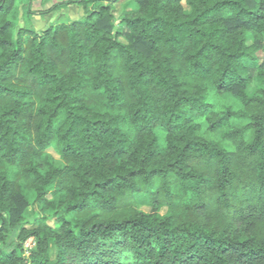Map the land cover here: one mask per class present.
Listing matches in <instances>:
<instances>
[{
  "label": "trees",
  "instance_id": "1",
  "mask_svg": "<svg viewBox=\"0 0 264 264\" xmlns=\"http://www.w3.org/2000/svg\"><path fill=\"white\" fill-rule=\"evenodd\" d=\"M78 1L36 32L0 0V264H264V0H132L120 27ZM32 198L52 223L20 227Z\"/></svg>",
  "mask_w": 264,
  "mask_h": 264
},
{
  "label": "rangeland",
  "instance_id": "2",
  "mask_svg": "<svg viewBox=\"0 0 264 264\" xmlns=\"http://www.w3.org/2000/svg\"><path fill=\"white\" fill-rule=\"evenodd\" d=\"M85 1V0H84ZM114 7V17L116 26L120 27L119 19L125 14L131 13L136 5L132 0H116L112 3ZM88 8L92 6V3H87ZM185 11H188V7L184 5ZM14 17L16 18V26L27 28L30 30H35L40 32L42 29L46 28L49 25H55L60 22H68L71 20L78 19L83 16L84 9L82 4L78 0H16L14 11ZM253 40L252 35L249 33L246 38L247 44H250ZM257 57L256 62H248L246 59L244 63L247 65V71L250 74L252 80L246 87V92L248 94H253L258 88V82L255 78L259 65L261 64L263 53L258 50L255 52ZM229 100L220 98V101ZM47 152L50 153L53 157L57 158V154L50 147L47 149ZM137 208L141 209L143 212H149L150 206L146 201V197H138ZM52 210L42 209V203L34 201L33 198L30 199V204L24 213V221L20 227L25 229H31L35 226V223L38 219L44 217L48 220V223H52L53 216ZM167 212V208H160L159 213L161 215ZM19 228H11L7 241L8 246L16 244L18 240ZM34 246V240L32 237L27 238L22 242V248L24 254L28 255L29 251ZM54 249L50 250V260H54Z\"/></svg>",
  "mask_w": 264,
  "mask_h": 264
}]
</instances>
